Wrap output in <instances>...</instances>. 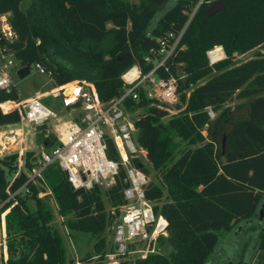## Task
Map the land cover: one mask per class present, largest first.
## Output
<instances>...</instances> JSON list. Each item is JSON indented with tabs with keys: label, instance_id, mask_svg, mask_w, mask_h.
Returning <instances> with one entry per match:
<instances>
[{
	"label": "trees",
	"instance_id": "trees-1",
	"mask_svg": "<svg viewBox=\"0 0 264 264\" xmlns=\"http://www.w3.org/2000/svg\"><path fill=\"white\" fill-rule=\"evenodd\" d=\"M170 1L30 0L23 10L22 0H0V13H11L9 23L15 32L12 40L0 39V50L13 54L21 66L41 63L54 88L64 90L73 82L85 81L107 102L124 93L122 75L128 69L137 64L144 72L151 70L154 65L145 58H157L160 40L184 30L174 55L157 70L165 78H177L180 114L163 121L168 111L147 98L142 88L137 100H126L130 111L143 110L134 120L137 143L167 189L165 195L160 185L149 183L146 196L156 212L167 218V240L175 249L168 255L151 253L117 264H219L222 235L236 230L240 232L235 244L241 253L238 263L264 264V208L260 218L264 204V54L238 65L233 62L234 53L264 45V0H222L225 9L213 15L208 8L214 0H176L167 7ZM199 1L190 18L189 12ZM215 46H222L227 58L210 65L207 51ZM213 71L217 73L199 83ZM234 95L253 99L238 106L245 115L227 129L231 109H223L212 121L209 108L220 110ZM6 101H20L14 85L10 91L0 89V126L21 120L18 110L9 111L14 103ZM1 103L9 112L3 111ZM205 127L208 135L203 132ZM38 131L45 149L57 144L54 132L46 134L45 126ZM177 137L186 143L184 147ZM108 143L111 154L118 157L115 143L110 139ZM37 159L35 151L14 152L0 159V200L9 196L8 189L14 192L28 181L25 170L30 171ZM21 162L25 170L15 177ZM133 162L147 172L138 157ZM125 176L122 171L107 190L117 215L125 203ZM45 179L71 230L96 236L103 233L112 213L106 211L100 186L75 189L57 164L48 166ZM28 187L29 193L18 195L0 210V234L3 223L7 243L6 252L0 246V264H68L64 238L52 224L51 207L39 196L36 183L31 181ZM29 199L35 200L34 210ZM104 247L101 238L97 251ZM91 258L88 255L83 261L86 264ZM222 264L230 261L223 257Z\"/></svg>",
	"mask_w": 264,
	"mask_h": 264
},
{
	"label": "built area",
	"instance_id": "built-area-1",
	"mask_svg": "<svg viewBox=\"0 0 264 264\" xmlns=\"http://www.w3.org/2000/svg\"><path fill=\"white\" fill-rule=\"evenodd\" d=\"M9 16L10 12L0 13V18L4 20V28H0V38L12 40L15 32L9 23ZM183 32L184 30L180 34L169 33L160 40L158 57L145 58L147 63H153L154 67L151 70L144 72L137 64L128 69L122 75L124 93L107 102H102L85 81L73 82L75 83L73 90L68 86L64 90L54 88L51 94L56 98L62 96L67 106L80 103L72 107L80 109L76 117L59 118L54 110L42 103V93L18 102L21 119L33 129L45 126L46 134L54 132L57 144L50 149L43 147L30 171L25 170L23 162L20 163L15 177L25 170L28 181L14 192L7 190L9 196L0 200V210L18 195L29 193L28 183L31 181L45 182V171L51 164H57L65 171L68 181L75 189L92 190L105 183L114 185L117 183L118 175L124 171L125 181L128 183L123 190L125 203L122 205L120 220L114 229L115 246L107 254L108 262L117 264L129 253H140L142 258L154 253L159 239L167 236L169 222L163 214L156 212L154 202L146 196L149 177L133 162L138 152L137 129L134 120L128 116L126 100L128 98L137 100L138 89L142 88L146 97L155 100L160 106L177 101L179 96L177 78L173 75L165 78L157 70L174 55ZM0 55L3 59L0 66L2 70L0 89L10 91L13 86L11 70L17 65L18 69L23 66L11 57L13 54H5L0 50ZM224 57L225 51L222 47H215L208 52L211 63ZM33 67L41 73L47 72L39 62L32 64L31 69ZM166 68L168 69L167 66ZM131 72L134 75L127 77ZM209 113L213 115L211 108ZM52 118L57 119L55 124L51 121ZM109 139L115 143L118 157L109 151ZM5 238L6 232L2 223L0 246L4 252L7 249ZM138 245H143V248L137 249Z\"/></svg>",
	"mask_w": 264,
	"mask_h": 264
},
{
	"label": "rangeland",
	"instance_id": "rangeland-1",
	"mask_svg": "<svg viewBox=\"0 0 264 264\" xmlns=\"http://www.w3.org/2000/svg\"><path fill=\"white\" fill-rule=\"evenodd\" d=\"M175 2L176 0H171L167 7H171ZM200 3L201 1H199V3L195 7H193L192 11L189 12L190 18H193ZM29 4H30V0H22L21 3L22 9L26 10ZM2 27L4 28V20L0 18V28L2 29ZM215 47H222V46H215ZM210 50L207 51V57H208V52ZM258 53L264 54V45L256 47L244 54L234 53L233 62L237 65L244 63L247 60L258 55ZM11 57L15 58L14 56ZM225 58H227L226 52H225V57L222 59ZM215 63H211L209 61L210 65H214ZM2 64H3V59L0 56V66ZM16 64L17 61L15 62V65ZM17 71H18V65L17 67L11 70V77L13 80V85L17 88L18 93L20 95V101L26 98L36 96L37 93H42L43 95L41 100L42 103H44L46 106L54 110L59 118H71L73 116L75 117L77 116L80 109H69V107H67L66 103L63 101L62 96L56 98L51 94V91L54 90V84L51 75H49L47 72L41 73L39 70L33 67L29 75H27L24 78H20ZM1 72L2 70L0 68V74ZM216 73H217L216 71H213L210 75L203 78L199 83H203L207 81ZM252 99H253L252 97L240 98L234 95L231 100L226 102L221 107L220 110L213 111V115L212 116L210 115L211 120L213 121L223 109L229 107L232 113L230 122L226 124V128L229 129L232 123H234L240 117L245 115V112L240 111L238 106L245 104ZM6 102L14 103V107L9 111L18 110V112L20 113L17 101H6ZM178 102H180L179 96L177 101L168 104V107L160 106L161 109H166L168 111V114L163 118V121L167 122L172 116L180 114L181 110L176 107ZM4 103H1V107L3 111L9 112V111H5V109L3 108ZM142 113H143L142 109H136L135 111L129 110L128 116L132 118V120H135V118ZM56 120L57 119L54 118L51 119V121L54 124L56 123ZM203 132L205 135H208L207 127L204 128ZM38 134H39L38 129H33L31 125H29L26 121L22 119L17 123L1 125L0 126V159L5 155L14 152L26 153L27 151H35V153L39 154L42 151L44 145L42 142H40L38 138ZM219 137L222 141L223 137L220 133H219ZM208 138H210V136H208ZM176 140L178 141L181 148L186 145V143L181 141L179 137H177ZM221 144L222 147L224 148V141H222ZM136 155L147 169L146 174L149 177L150 183H153L155 185H160L164 189L166 195L167 189L160 177V174L157 172V170L153 167L152 163L147 158V152L143 148H141L139 144H138V152ZM36 184L40 189V197L44 198V200L49 204V206L51 207L54 213L52 224L54 228H56L64 238V242L67 248L68 264H85L83 259H85L88 255H92V258L89 262H86V264H101V263L104 264L108 262L109 260L107 254L115 246L114 229L116 224L120 220V215H121V214L117 215L116 206L114 205V202L110 199V196L107 192L108 188H110V186L112 185L109 183L100 185V188L102 190V197L106 206V211L109 214L112 213V216L109 221V224L107 225L103 233L100 236H96L87 232L71 230L67 226V217H63L59 213L57 200L55 198V195L52 193L50 187L48 186L46 179L45 182L38 181L36 182ZM28 205L31 210H34L36 208L35 200L29 199ZM120 210L122 212V206H120ZM239 236H240L239 230H236L234 233H225L222 235V243L221 246L219 247V251L217 252V255H219L217 257V262L219 264L223 263V257L227 258L228 261H230V264H239L238 261L241 253L238 254V250H240V248L235 247V244L240 239ZM168 237H169V230L167 236H163L162 238H160L158 243L155 245L154 253H164L168 255L175 249L174 244L171 243L169 240H167ZM101 238H104L105 240V247L103 250L105 254L102 259H100V256L103 251L98 252L96 248V243ZM136 248L137 249L143 248V245H138ZM1 252L2 251L0 250V253ZM140 255H141L140 253H129L128 255L124 256L122 259L134 260L140 258ZM248 262L249 260L247 261V263Z\"/></svg>",
	"mask_w": 264,
	"mask_h": 264
},
{
	"label": "water",
	"instance_id": "water-1",
	"mask_svg": "<svg viewBox=\"0 0 264 264\" xmlns=\"http://www.w3.org/2000/svg\"><path fill=\"white\" fill-rule=\"evenodd\" d=\"M224 9H225V6H224L222 0H214L212 5L208 8V14L213 15L217 12L223 11ZM31 66H32V64L28 63V64L24 65L23 67H21L20 69H18L17 73H18L19 77L24 78L27 75H29L31 73ZM66 92H68V90H66ZM263 208H264V204L262 205V207L260 209V218L263 217Z\"/></svg>",
	"mask_w": 264,
	"mask_h": 264
},
{
	"label": "bare ground",
	"instance_id": "bare-ground-1",
	"mask_svg": "<svg viewBox=\"0 0 264 264\" xmlns=\"http://www.w3.org/2000/svg\"><path fill=\"white\" fill-rule=\"evenodd\" d=\"M131 75H134V73L131 72L130 74L127 75V77H128V76H131ZM74 85H75V84H74ZM74 85L70 86V88H71L72 90H73V88H74Z\"/></svg>",
	"mask_w": 264,
	"mask_h": 264
},
{
	"label": "crops",
	"instance_id": "crops-1",
	"mask_svg": "<svg viewBox=\"0 0 264 264\" xmlns=\"http://www.w3.org/2000/svg\"><path fill=\"white\" fill-rule=\"evenodd\" d=\"M52 81H53V80H52ZM67 107H69V106H67ZM69 109H78V108H72V107L70 108V107H69ZM77 115H78V114H77ZM73 117H75V116H73Z\"/></svg>",
	"mask_w": 264,
	"mask_h": 264
}]
</instances>
